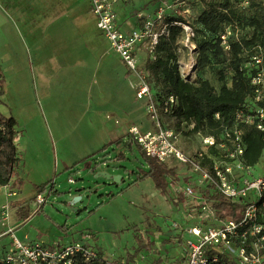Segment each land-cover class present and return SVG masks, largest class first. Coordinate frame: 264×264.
<instances>
[{"label":"rangeland","instance_id":"374dc122","mask_svg":"<svg viewBox=\"0 0 264 264\" xmlns=\"http://www.w3.org/2000/svg\"><path fill=\"white\" fill-rule=\"evenodd\" d=\"M223 3L121 0L114 10L123 32L141 28L144 18L154 19L159 7L165 20L188 23L196 32L192 54L196 64L198 48L210 49L216 39L196 19L204 10H220ZM71 5L86 18L84 29L83 20L73 24L67 18ZM229 7L235 17L221 24V32L230 28L233 40L251 38L249 22L260 11L241 7L240 0H229ZM181 40L179 36L177 44ZM256 40L264 47L263 35ZM142 51L139 68L144 70L147 54ZM209 56L211 65L196 69L191 82L201 77L217 92L220 71L230 85L236 63L230 58L220 62L211 52ZM189 57L185 49L178 60L185 63ZM124 70L120 57L96 29L86 2L0 0V114L16 121L20 160L9 187L15 195L7 197L8 191L0 189V234L11 229L20 241L47 245L90 243L100 264H180L183 246L175 226H181L184 209L157 188L152 174L140 177L149 171V163L136 144L126 146L131 126L150 129L151 123L145 101L136 98L130 85L138 82L136 74L125 80ZM163 121L173 128L170 119ZM189 129L182 126L176 131V142L192 156L199 150L201 136L191 135ZM118 140L119 146L114 144ZM179 169L183 170L176 167L174 172ZM158 172L160 168L156 176ZM101 173L119 177L120 183ZM252 173L264 175V155ZM162 177L160 183L165 185L167 175ZM35 186L45 187L41 193L46 198L36 214L30 205ZM76 196L80 200L72 204ZM3 205H9L8 220L2 218ZM9 243L8 236L0 238V253ZM140 246L143 250L128 262Z\"/></svg>","mask_w":264,"mask_h":264},{"label":"built area","instance_id":"2783aa9c","mask_svg":"<svg viewBox=\"0 0 264 264\" xmlns=\"http://www.w3.org/2000/svg\"><path fill=\"white\" fill-rule=\"evenodd\" d=\"M86 2L95 18L96 28L117 54L125 68L136 74L138 82L132 87L135 96L145 101V111L152 129L140 132L136 126L128 130L131 144L140 147L146 157L170 168L182 167L166 177L165 192L173 205L184 213L180 218L179 244L182 252L180 264H264V175L254 176L244 162L246 145L243 134L246 128L264 133V51L254 45L244 51L243 68L251 70L249 77L252 96L234 114L232 123L222 128L218 138H200V147L190 156L179 148L177 132L164 125V119L173 115L177 98L169 96L158 101L147 82V72L141 70L138 51L154 59L159 38L169 36L170 27L181 29L182 40L176 53L189 52L187 62L178 60V73L185 82H191L196 72L192 57L195 32L188 23L165 20L163 8H158L154 19H142V27L123 32L117 23L114 6L121 0H79ZM264 4V0H257ZM250 0H240L247 8ZM230 28L218 34L224 51L229 49L232 38ZM180 45V46H179ZM218 119V115H215ZM190 128L193 127L191 124ZM71 181V180H70ZM7 197L14 196L9 186L0 187ZM42 192V191H41ZM41 192L33 197L34 214L46 204ZM240 206V218L220 217V204ZM1 215L9 219V205L2 206ZM8 236L9 245L0 253V264H100L98 254L90 243L74 240L44 244L26 242L16 238L9 229L0 238ZM103 264V263H101ZM119 264H125L121 262Z\"/></svg>","mask_w":264,"mask_h":264},{"label":"trees","instance_id":"16d2710c","mask_svg":"<svg viewBox=\"0 0 264 264\" xmlns=\"http://www.w3.org/2000/svg\"><path fill=\"white\" fill-rule=\"evenodd\" d=\"M250 8L260 11L259 16H252L249 22V26L252 27L251 38H241L240 40L231 38L227 51L221 48L218 34L221 33V24L228 23L235 17V11L229 7V0H224V3L220 4V10H204L196 19L197 23L210 35H216L214 43L210 44V49L205 45L198 48L197 71L211 65L210 52L220 62L230 58L233 63H236L232 68L233 76L230 85L224 81V76L220 71V87L217 92H213L210 82L201 77H197L193 82H185L180 77L176 48L178 47L177 39L181 36V29L176 26L170 27L169 36L159 38L154 50V59L146 57L143 67L147 72V82L151 85L154 97L158 101L169 96L177 98V106L173 115L168 118L173 122L172 126L175 131L180 130L182 126L188 127L192 124L193 127L189 129L191 135L218 138L222 128L232 123L235 112L251 98L252 86L249 77L252 71L243 68V54L245 50L254 45H260L264 51L263 44L257 43L256 40L258 35L264 36V4L257 0H250L246 9ZM168 22L182 21L168 20ZM128 74H131V72L128 71ZM1 92L0 89V95ZM215 115H218V119L215 118ZM16 133V121L12 117H4L0 114V187L11 185L20 164L15 145ZM243 142L246 145L244 162L248 166H255L264 155V133L253 128H246L243 134ZM114 144L119 146L120 140L114 142ZM126 146L131 148L129 139ZM105 147L103 146L102 149ZM137 147L150 167L149 171L140 175V177L143 178L152 174L158 182L157 188L164 192L166 183L165 185L160 183L162 176L164 175L165 178L166 175L173 174L174 169L146 157L138 145ZM158 168H160V172L156 176L155 172ZM164 181L166 180L164 179ZM44 188V186H35L37 192H41ZM219 208L220 217L240 218L242 211L240 206L232 207L221 202ZM141 250H143L142 246L132 255H129L127 261L130 263L134 261Z\"/></svg>","mask_w":264,"mask_h":264},{"label":"crops","instance_id":"0c3cea01","mask_svg":"<svg viewBox=\"0 0 264 264\" xmlns=\"http://www.w3.org/2000/svg\"><path fill=\"white\" fill-rule=\"evenodd\" d=\"M76 1H78V2H81V1H79V0H76ZM76 4V2L74 3V4H72V5H75ZM71 5V7L70 8H68L67 9V18H70V20L72 19V23L73 24H75V22H76V19H78V20H83L82 21V23H81V25H82V28L84 29L87 25H86V18H84V16H82L81 14H80V12H78V11H75V9H74V6H72ZM71 10V11H70ZM89 13H90V11H89ZM91 14V13H90ZM92 15V14H91ZM93 16V15H92ZM94 18V17H93ZM94 21H95V18H94ZM96 25V24H95ZM119 25V24H118ZM73 26V25H72ZM74 27V26H73ZM119 27L121 28V26L119 25ZM134 28V27H133ZM97 29V28H96ZM122 29V28H121ZM136 29V28H135ZM130 30H132V28L131 29H127L125 32H128V31H130ZM99 32V31H98ZM101 35V34H100ZM141 52H143L142 51V49L140 50V51H138V55L141 53ZM143 54V53H142ZM139 59H140V57H139ZM125 67V66H124ZM129 75H131V74H128V70L125 68V70H124V72H123V79H128L129 77H131V76H129ZM132 84H134V83H131L130 85H131V87H132ZM149 121V120H148ZM138 129H140V132H146V131H149V130H151L152 129V126L150 125V129L149 128H142V127H137ZM12 185V184H11ZM11 185H9V187L11 186ZM33 201V200H32ZM32 203V202H31ZM30 205H32V204H30Z\"/></svg>","mask_w":264,"mask_h":264},{"label":"water","instance_id":"95a60500","mask_svg":"<svg viewBox=\"0 0 264 264\" xmlns=\"http://www.w3.org/2000/svg\"><path fill=\"white\" fill-rule=\"evenodd\" d=\"M99 175L100 176H103V177H105L107 179H111L116 184H119L120 183V178L117 177V176H111V175L105 174V173H101ZM78 200H80V197L79 196H76V197L73 198V200H72L71 203L73 204V203L77 202Z\"/></svg>","mask_w":264,"mask_h":264}]
</instances>
